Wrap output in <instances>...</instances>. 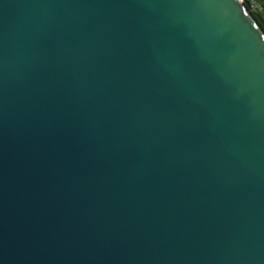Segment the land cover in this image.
I'll use <instances>...</instances> for the list:
<instances>
[{
	"label": "water",
	"instance_id": "water-1",
	"mask_svg": "<svg viewBox=\"0 0 264 264\" xmlns=\"http://www.w3.org/2000/svg\"><path fill=\"white\" fill-rule=\"evenodd\" d=\"M262 26L0 0V264H264Z\"/></svg>",
	"mask_w": 264,
	"mask_h": 264
},
{
	"label": "trees",
	"instance_id": "trees-1",
	"mask_svg": "<svg viewBox=\"0 0 264 264\" xmlns=\"http://www.w3.org/2000/svg\"><path fill=\"white\" fill-rule=\"evenodd\" d=\"M257 2V6L258 8H253L251 6V4L249 3V0H245L250 12L254 15V16H258L260 15L263 20H264V0H255ZM263 30H264V26H262Z\"/></svg>",
	"mask_w": 264,
	"mask_h": 264
},
{
	"label": "built area",
	"instance_id": "built-area-1",
	"mask_svg": "<svg viewBox=\"0 0 264 264\" xmlns=\"http://www.w3.org/2000/svg\"><path fill=\"white\" fill-rule=\"evenodd\" d=\"M249 3L251 4V6H252L253 8H258V6H257V2H256L255 0H249Z\"/></svg>",
	"mask_w": 264,
	"mask_h": 264
},
{
	"label": "rangeland",
	"instance_id": "rangeland-1",
	"mask_svg": "<svg viewBox=\"0 0 264 264\" xmlns=\"http://www.w3.org/2000/svg\"><path fill=\"white\" fill-rule=\"evenodd\" d=\"M243 2H245V0H242Z\"/></svg>",
	"mask_w": 264,
	"mask_h": 264
}]
</instances>
